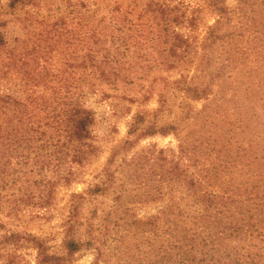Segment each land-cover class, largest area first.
Here are the masks:
<instances>
[{"label": "rangeland", "instance_id": "rangeland-1", "mask_svg": "<svg viewBox=\"0 0 264 264\" xmlns=\"http://www.w3.org/2000/svg\"><path fill=\"white\" fill-rule=\"evenodd\" d=\"M222 1L230 8L238 5L237 0ZM160 4L169 6L170 11L161 12ZM216 18L209 0H0V32L6 47H28L54 77L64 74L69 81L79 79L76 91L80 101L94 116L89 140L93 149L80 162L72 161L71 153L60 155L63 166L59 174L54 165L43 169L28 154L22 103L9 104L2 115L6 138L0 144V264H38L37 250L31 244L23 240L12 244L4 237L11 232L41 238L55 254L63 252L62 240L71 231L77 240L95 241L82 246L66 264H119V249L126 242L136 257L139 255L137 259L149 248V241L164 247L175 243L171 237H154L150 221L161 215V208L184 205L181 197H186V191L183 183L172 194L161 195L151 189L167 166L144 163V156L165 149L164 155L171 160L178 154L180 142L187 141L202 158L201 145H214L220 133L239 137L246 145L244 135L249 136L252 114L264 123L259 113V106L264 108V86L252 90L263 75L236 74L234 65L223 64L221 57V63L216 64L218 45L204 41ZM12 25L19 28V37H13ZM239 34V45L249 47L244 44L247 31L241 29ZM185 47L189 51L183 52ZM90 57L106 66L104 75L90 72ZM85 62L86 66L80 67ZM204 68L211 75L206 80L213 82L209 97L193 99L190 93L184 98L185 93L172 82L194 86ZM37 80L40 82L31 88L32 94L48 96L41 75ZM5 81L0 83V96L9 85H3ZM16 84L12 89L21 87ZM23 95L20 93L21 98ZM163 98L166 103L161 107ZM183 103L184 111L179 107ZM137 115L142 119L138 130L131 132ZM154 127L167 130L151 133ZM258 129L262 131L264 126ZM127 140L131 145L121 150L105 173L113 151ZM181 161H175L171 183L182 180L185 164ZM195 167L189 170L195 171ZM59 175L70 179L64 182ZM145 178L151 180L147 185L142 182ZM51 181L54 186L46 184ZM98 185L101 191L86 195L78 205L79 222L70 227L74 195ZM99 237L104 244L98 242ZM122 237L129 238L125 241ZM97 244L104 252L100 259L94 248ZM138 244L141 248L135 249Z\"/></svg>", "mask_w": 264, "mask_h": 264}, {"label": "trees", "instance_id": "trees-1", "mask_svg": "<svg viewBox=\"0 0 264 264\" xmlns=\"http://www.w3.org/2000/svg\"><path fill=\"white\" fill-rule=\"evenodd\" d=\"M237 1L236 8H230L222 0H209L217 18L213 25L208 26L204 41L218 45L216 64L219 65L221 59H224L223 64L227 62L234 65L236 74L260 72L263 77L253 85L254 91V88L264 86V0ZM158 9L163 13L170 11L169 6L165 4H160ZM258 25L263 29L259 30ZM241 29L248 33L244 44L248 43L249 47L238 43L239 38L236 37L241 36ZM258 33L260 34L257 35ZM2 36L0 32V83L6 80L3 85H9L4 86L5 91L0 96V101L3 102L0 105V119L7 113L9 104L14 105L20 101L25 107L22 114L26 121L23 139L28 154L33 155L34 162L41 163L43 169L52 164L56 172L61 174L63 162L60 155L71 153L72 161L80 162L94 147L89 142L92 138L94 116L80 101V93L76 91L79 79H74V83V80L69 81L64 74L54 77L39 62L40 57L36 51L31 52L28 47H6ZM182 50L189 51L186 47ZM240 55L248 59V62L239 60L242 59ZM87 61L90 62V72L102 75L107 72L106 66L102 67L92 57ZM250 61L254 64L251 65ZM86 62L80 67L86 66ZM42 71H46V76L41 74ZM202 73L197 81L199 85H182L180 80L172 84L175 89L185 93L184 98H189L190 93H193V99H207L213 82L206 80L209 76L208 68L202 69ZM40 75L48 96L33 95L31 92V88L39 84L37 76ZM16 83L21 85L18 90L12 89V85H17ZM20 93L24 94L23 98ZM165 103L164 98L161 99V107ZM179 107L184 111L186 103ZM256 107L258 105L254 110ZM251 108L253 109V105ZM259 109L264 119V108L259 106ZM141 119V115L134 118L131 132L138 130ZM250 121L249 136L244 135L248 139L246 145L242 144L243 139L240 140L239 137L230 135L227 138L224 133H220L216 135L214 145H201L202 158H199L196 147L189 148L187 141L180 142L179 152L171 160L164 155L165 149L144 156V163H164L167 166L163 175L158 174L157 185L151 186V189H156L161 195L172 194L173 191H178L183 183L186 197L181 199L186 203L173 204L169 209L161 208V215L153 216L150 221L154 237H171L175 243L164 247L149 241V248L144 255L140 254V260L141 258L137 259L139 255L136 257L134 249H130L126 242L119 249V264H264V130L258 129L259 126L263 127L264 123L253 114ZM155 130L166 132L167 129L154 127L150 131L155 133ZM5 132L3 124L0 123V144L6 138ZM241 133L243 134V131ZM37 142L40 144L35 146ZM127 145H131L130 140L119 146V150L116 148L113 151L105 173L109 172L110 164L114 163L115 157ZM179 160L185 164L183 177L174 184L171 183L175 174L174 164ZM193 166H196L195 171L191 172L189 169ZM59 178H63L64 182L70 179L66 175H59ZM147 181H151L150 178L142 179L144 185L148 184ZM46 184L55 185L52 181ZM98 191H101L99 185L74 195L68 216L70 227L79 222L78 205L81 201L86 200V195H94ZM171 197L174 199V195ZM190 202L192 204H189ZM73 234L75 233L71 231V234L62 240L61 254L50 253L47 243L29 233L21 236L18 232H11L4 237L12 244H18L22 240L31 244L37 250L38 264H66L82 246L95 244V241L89 238L77 240ZM99 238L98 242L102 245L104 239ZM128 238L122 237V240L127 241ZM94 248L97 251V259L104 256L99 244ZM139 248L141 246L138 244L135 249Z\"/></svg>", "mask_w": 264, "mask_h": 264}, {"label": "clouds", "instance_id": "clouds-1", "mask_svg": "<svg viewBox=\"0 0 264 264\" xmlns=\"http://www.w3.org/2000/svg\"><path fill=\"white\" fill-rule=\"evenodd\" d=\"M11 33H12L13 37H19V35H20L19 28L16 25H12Z\"/></svg>", "mask_w": 264, "mask_h": 264}]
</instances>
